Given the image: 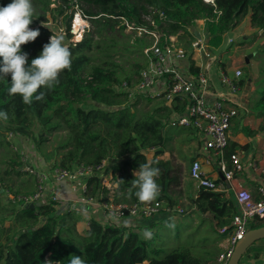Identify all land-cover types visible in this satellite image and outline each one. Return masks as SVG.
<instances>
[{
    "label": "trees",
    "instance_id": "16d2710c",
    "mask_svg": "<svg viewBox=\"0 0 264 264\" xmlns=\"http://www.w3.org/2000/svg\"><path fill=\"white\" fill-rule=\"evenodd\" d=\"M11 2L0 0V6ZM78 2L93 29L86 31L81 40L66 43L72 53L71 69L61 72L59 83L51 90L40 89L46 93L43 101L33 98L30 105L25 104L19 94H8L11 74L0 79V111H7L9 115L8 120L0 119V209L5 194L6 200L14 205L7 210L14 220L9 225L0 222V264H48L49 261L69 264L73 254L82 257L86 264H221L218 257L224 249L212 234L227 227L222 234L226 237L239 211L233 193L227 195L222 191L228 186L222 177L215 179L220 190L199 187L196 197L187 198L191 203L190 213L199 211L203 221L210 222L205 234L191 229L182 242L178 227L174 233L172 228L169 232L161 230L166 222L171 223L177 215L186 214L188 208L178 205L183 197L180 167L171 159L158 156L167 150L174 134H191L196 130L172 124L174 117L186 112L188 99L175 98L169 104V100L162 97L137 95L130 98L129 93L121 89L125 81L131 86L140 81V72L151 56L145 49L155 41L150 33L128 32L125 22L162 33L161 45L169 35L177 36V42L188 53V70L196 75L201 70L192 60V42L197 36L189 26L203 19L208 47L214 50L244 18L251 27L264 30V0H215V4L204 0ZM74 5L73 0H33L35 14L30 28L39 29L40 35L21 46L22 51L28 53L29 66L55 34L48 25L50 18L64 29L65 39L72 38ZM60 16L62 21H59ZM147 16L151 20H147ZM187 37L192 40H186ZM261 51L264 52V45ZM255 82L262 88L250 110L262 117L261 129H264V65ZM240 84H245V79ZM154 99L163 101L150 106ZM142 100L148 104L142 106ZM168 125L174 128L167 129ZM232 132L233 135L244 132L248 138H253L257 130L235 124ZM10 133L14 138L9 137ZM21 136L30 137L40 156L53 167L73 170L81 163L93 165L106 160L103 171L87 179L91 193L99 200L128 204L139 201L131 185L135 179L133 172L140 164L156 162L153 167L161 170L157 178L161 192L157 199L165 206L155 216L134 217L137 223L130 226H125V218L116 222L93 215L82 230L78 229V224L85 220L83 211L65 209L60 199L43 201L35 208L30 205L19 208L9 195L30 194L36 189L35 181L25 179L24 174L29 173L23 169L20 152L13 146L18 145L14 139ZM248 146V143L243 145ZM238 148L240 145L230 139L224 154L229 167L232 166L231 154ZM149 149H155L151 160L146 154ZM103 177H111L117 186L106 187ZM194 220L196 224L198 220ZM262 225L264 217L261 216L249 223L252 228ZM145 228L153 232L152 239L143 238ZM172 234L181 241L178 245L168 242Z\"/></svg>",
    "mask_w": 264,
    "mask_h": 264
},
{
    "label": "built area",
    "instance_id": "2783aa9c",
    "mask_svg": "<svg viewBox=\"0 0 264 264\" xmlns=\"http://www.w3.org/2000/svg\"><path fill=\"white\" fill-rule=\"evenodd\" d=\"M204 1L215 4V0ZM73 2L75 3V10L71 21L72 26H74L75 18L78 15L84 21L86 20L78 0H73ZM146 19L151 20V17L147 16ZM125 23L127 31H136L138 35L150 33L155 37V41L151 47L145 49V52L150 53L151 56L148 64L140 72V81L134 86L125 81L122 83L121 89L127 91L130 98L145 95L148 97H162L165 100L172 101L175 98L188 99L190 103L186 112L174 117L172 124L191 126L200 133L205 148L210 151V156L205 162L207 164H218L223 177L229 184L235 180L237 173L244 171L246 165L251 166L255 171L260 170L264 175V160L253 159L249 162L243 159L238 151H235L230 157L232 167H229L223 158L230 140L232 120L238 115L239 107H241L237 97L242 91L241 80L245 78L243 69L235 67L230 72L225 68H220L218 80L223 89L219 94L213 96L211 94L209 73L204 70H200L196 75L190 73L188 70V53L177 42V36L169 35L166 37L165 44L161 45L162 33L148 30L145 27L136 25L134 22L126 21ZM201 40L203 39L196 38L192 42V60H194L196 52L203 53L202 57L212 56L211 53L206 51L207 41L202 42ZM231 41H233L232 38L229 39V42ZM9 137L14 138V134L10 133ZM32 143L13 145L20 152L24 163L23 169L31 174L36 182V189L33 193L9 195L10 200L17 204L19 208L36 202L58 201L60 198L59 184L73 178L81 181L82 201L86 204H98L104 210L107 218L113 221L126 217L155 216L164 206V202L160 199L150 203L137 201L133 204L99 200L91 193L87 179L101 173L107 164L106 160L93 165L81 163L75 166L73 170L53 167L49 163L42 164L43 162L38 161L37 151L34 143ZM190 176L195 180L198 187L220 190L215 179L203 170V163L199 159L192 162ZM102 182L105 186L108 185L105 177H103ZM108 186L110 188V185ZM229 187L231 186L229 185ZM233 188L231 190L234 192L239 211L232 223V230L229 232L232 245L244 235L254 217H264V184L259 187L261 198L258 200L253 197L251 191L246 187L235 185ZM226 231L227 227L219 228L221 233ZM231 252L232 249L227 253L220 254L218 261L221 264H226Z\"/></svg>",
    "mask_w": 264,
    "mask_h": 264
},
{
    "label": "crops",
    "instance_id": "0c3cea01",
    "mask_svg": "<svg viewBox=\"0 0 264 264\" xmlns=\"http://www.w3.org/2000/svg\"><path fill=\"white\" fill-rule=\"evenodd\" d=\"M239 25L234 30H237L239 28ZM249 28H253V27L249 26ZM200 34L201 33L198 32V35ZM197 38H201V37H197ZM262 41L264 43V37H262V39L260 40V42ZM226 49H222V46H220L218 51H221L220 53L221 56L214 57V55L212 54L213 58H211V60L209 61L205 60L202 57L203 53H197V52L195 53V58H194L195 65L200 67L201 70L207 71L209 73V77L211 81V91H212L211 94H213V96L219 94V92L222 91L223 89L222 85L219 83L218 80L220 68H225L230 72H232V70L235 67H241L243 71H245L244 68L245 67L244 65L246 63L245 59L236 55L237 52L235 48H233L232 50L233 52L228 51V49L227 50ZM250 63L251 60L247 64ZM249 69L250 68H248V70ZM244 77H245V72H244ZM244 79H245V84L242 85V91L239 93V96L237 97V100L240 103L241 107H239L238 115L232 120V124L230 128V139L236 141L240 145V148H238L237 151L239 152L240 156L246 161L250 162L253 159L264 160V129H261V124L263 119L262 117H257L255 114L251 113L250 110V106L254 101L252 98V93L257 89L258 86L254 89L255 80L253 79L252 75H250V78L245 77ZM235 124H239L240 126H248L252 130H257L256 135L253 138H248V136L244 132L233 135L232 127L235 126ZM247 143L249 144V146L247 148L243 147V145ZM146 154L148 156V159L151 160L154 157L155 149L147 150ZM37 156L39 162H43L42 164H48V162L45 161L44 158L39 156L38 153ZM209 156H210V151L205 148L203 139L198 131L193 132L191 134L189 133L174 134V136L171 139V143H169L167 150H165L161 155L158 156V158H162V159H171L176 166L180 167L181 183H182V191H183V197L181 201L183 199L186 200L188 196L190 197L197 196L199 187L195 182V180H193L190 176L191 165L195 159H199L203 163V170L211 178L217 179L219 177H222L221 169L218 164L216 163L207 164L205 162L206 159L209 158ZM223 158L227 163L225 157ZM188 178L192 179V181L190 182L191 183L190 187H193L192 189L190 188L187 189L185 187V180ZM222 178L228 185L229 183L226 181V179L224 177ZM105 181L108 185H110V189L117 186V183L114 180H112L111 177H105ZM80 183L81 181L79 179L73 178L70 180L63 181L62 183L59 184L58 186V192L60 194L59 199L64 204L65 209L83 211V214L85 216V220L82 221L83 223H85V225H83V228L87 227L88 224L87 220L90 216L93 215L101 217L102 219L106 218V220H108L104 211L98 204H86L82 201L83 197L80 192ZM263 184H264V175L261 173V171L260 170L255 171L251 166L246 165L244 171L237 173L235 180L229 184L231 187H229L228 185L227 188L222 189V191H225L227 195H229L230 193H233L234 195V192L232 191L234 189L233 187L235 185H240L248 188L251 191L253 197L256 200H258L261 198L259 187ZM108 185L106 187L109 188ZM198 213L201 214V212L199 211ZM12 217L13 216H10L9 219ZM124 220L130 221L131 222L130 224L137 223L136 218L134 217H126ZM226 237L229 239V233L227 234ZM260 259L264 264V254L261 255Z\"/></svg>",
    "mask_w": 264,
    "mask_h": 264
},
{
    "label": "clouds",
    "instance_id": "9594fccd",
    "mask_svg": "<svg viewBox=\"0 0 264 264\" xmlns=\"http://www.w3.org/2000/svg\"><path fill=\"white\" fill-rule=\"evenodd\" d=\"M34 14L33 0H12L7 6H0V79L11 74L8 94H19L23 102L29 105L33 98L43 101L46 93L40 89L51 90L59 83L61 72L70 70L72 64V53L63 36L53 33L42 52L28 65V53L23 52L21 46L35 41L40 35L39 29L30 28ZM0 119H9L7 111H0ZM153 163L156 162L140 164L139 169L133 172L135 179L131 185L136 189L135 196L142 203L155 201L161 192L157 183L161 170L153 167ZM130 223L124 221L125 226H130ZM165 226L174 229L175 223L166 222ZM142 235L146 240L153 238V232L147 228ZM48 264L53 262L49 261ZM69 264L86 262L73 254Z\"/></svg>",
    "mask_w": 264,
    "mask_h": 264
},
{
    "label": "rangeland",
    "instance_id": "374dc122",
    "mask_svg": "<svg viewBox=\"0 0 264 264\" xmlns=\"http://www.w3.org/2000/svg\"><path fill=\"white\" fill-rule=\"evenodd\" d=\"M63 17L60 16L59 17V21H62ZM50 23H48V25L55 31L56 35H60L63 36L65 43H68L69 41H77V35L75 34V32L73 31V26L71 25V29L70 32L72 33V38L67 40L65 39L66 35L64 33V29L62 27H60V24H58L57 22L53 21L52 18H50ZM88 25L87 26H80L81 28H84L83 31V36L85 34L86 31L92 30V24L91 22L88 20H85ZM204 20L203 19H198L196 21V23L192 26H189V30L191 32H193L195 35L200 32V37L202 42L206 41V35H205V28H204ZM47 24V23H45ZM249 23L247 18H244L240 25L239 28L237 30H233L232 32L228 33L227 35H225L224 38V42L221 45L222 49H228V51L233 52V48L236 49L237 52V56L244 58L248 57L250 54L254 53L253 56L249 57V59L251 60L250 64L245 63V77L249 74L252 75L253 79L256 81L257 79L260 78V68L262 65H264V52L261 51L262 46L264 45L263 41L260 42V40L262 39V37H264V33H261V30L258 31L256 28H249ZM80 28V29H81ZM130 32V31H128ZM81 35H80V39H81ZM234 39L233 41L229 42V38ZM188 41H191L192 39L187 37ZM206 51H208L209 53H211V55L213 54L214 57H220L221 56V51H218L219 48L216 49H210L208 46H206ZM226 47V48H225ZM226 49V50H227ZM203 58L205 60H211V58H213L212 56L210 57H206L203 56ZM250 62V61H249ZM252 65V66H251ZM251 66V67H250ZM248 68H250L248 70ZM248 70V71H247ZM258 85L256 84V82H254V89L257 87ZM262 86V85H261ZM261 86H258L257 89L255 91H253L252 93V98L253 100H257L260 97V90H261ZM163 100L162 99H154L153 101H151V103L149 104L150 106H156V104L161 103ZM142 106L145 104H148L147 101L142 100V103H140ZM174 128L171 125H168L167 129H172ZM177 130L178 128L175 127ZM14 141H16L19 145H22L23 142H26L27 144L32 143V139L28 136H21L16 139H14ZM33 144V143H32ZM35 144V143H34ZM35 149H36V144H35ZM37 153L40 156V151L39 149L37 150ZM25 179H27V181L33 183L34 180L33 178L29 175V174H24ZM192 181V179L188 178L185 180V187L187 189H192L193 187H190V182ZM7 194H5V198L3 200V205L2 208L0 209V212L2 210H4V212L0 213V222H4L5 225H9V223H11V221L14 220V216L12 218L9 219L10 217V212H7L8 209H12V207L14 206L9 200H6ZM178 205L180 206H184L186 208H188L186 214H179L177 215L175 218H173V222L175 223V228L172 229V232L174 233L176 231V227L179 228L180 231V237H181V241L183 242L187 235L186 233L191 230V229H196L200 232V234H205V231L207 229V227H210V222L209 221H203V217L202 214L199 213H190V207H191V203L186 199H183L182 201L178 202ZM16 206L18 207V205L16 204ZM15 206V207H16ZM165 206V205H164ZM3 215H6L5 217H3ZM3 219V220H2ZM194 219H197V223H194ZM83 225H85V223L80 222L78 224V229L82 230ZM88 225V224H87ZM180 225V226H179ZM162 232H169V228L163 227ZM173 235V234H172ZM212 238L215 240L219 241V245L222 246V248L224 249V253H227L230 249L233 248V245L230 241V238L228 239L227 237H224L222 235L221 232H215L212 234ZM181 241H179V239L175 238L174 239V235L172 236V238L168 241L170 244L175 243V245H178ZM222 254V253H221ZM264 254V239L258 240L256 241L248 250L247 252L243 255L242 257V262L241 264H263V262L261 261L260 257L261 255ZM219 258V257H218ZM263 260V259H262Z\"/></svg>",
    "mask_w": 264,
    "mask_h": 264
},
{
    "label": "water",
    "instance_id": "95a60500",
    "mask_svg": "<svg viewBox=\"0 0 264 264\" xmlns=\"http://www.w3.org/2000/svg\"><path fill=\"white\" fill-rule=\"evenodd\" d=\"M264 30L261 29V33ZM197 37H200L198 33L196 34ZM254 53L250 54L248 57H245L246 63H249V57L253 56ZM172 100H169L168 103L170 104ZM223 177V175H222ZM42 202H36L30 204L31 208H35L41 205ZM264 239V225L259 227H249L247 231L244 233L242 237H240L236 243L233 245L231 255L226 264H240L243 255L247 252V250L258 240Z\"/></svg>",
    "mask_w": 264,
    "mask_h": 264
},
{
    "label": "bare ground",
    "instance_id": "6f19581e",
    "mask_svg": "<svg viewBox=\"0 0 264 264\" xmlns=\"http://www.w3.org/2000/svg\"><path fill=\"white\" fill-rule=\"evenodd\" d=\"M211 1V0H208ZM87 26L88 23L86 21H84L83 19H81L80 15H78L75 18V22H74V26H73V31L75 32V34L77 35V41L81 40L83 38V31L84 28H81L80 26ZM81 28V29H80ZM80 35L82 36L80 39Z\"/></svg>",
    "mask_w": 264,
    "mask_h": 264
}]
</instances>
